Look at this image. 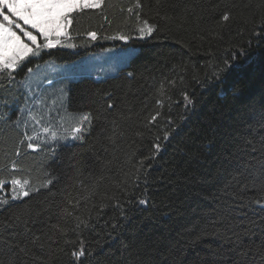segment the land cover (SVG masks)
Masks as SVG:
<instances>
[{"label":"trees","instance_id":"1","mask_svg":"<svg viewBox=\"0 0 264 264\" xmlns=\"http://www.w3.org/2000/svg\"><path fill=\"white\" fill-rule=\"evenodd\" d=\"M133 2L104 0L77 14L69 28L77 46L49 50L40 62L71 63L111 46L138 49L117 75L70 84L69 112L94 116L83 141L59 143L55 157L47 145L29 149L21 112L33 105L29 93L18 89L7 107L0 103V166L16 160L31 170L18 175L33 182L45 172L54 177L48 188L0 204V246L30 240L14 219L29 210L37 222L28 226L41 236L27 243V254L5 247L0 262L15 252L16 264H72L83 240L86 264H264V212L241 206L257 195L250 181L264 170V0H141L142 15L157 25L145 39L135 38L127 12ZM120 34L133 39L111 38ZM226 60L239 66L227 82L215 75ZM97 182L95 192L85 191ZM73 205L88 227L73 231L74 216L61 215ZM57 223L65 233L51 227Z\"/></svg>","mask_w":264,"mask_h":264},{"label":"snow or ice","instance_id":"2","mask_svg":"<svg viewBox=\"0 0 264 264\" xmlns=\"http://www.w3.org/2000/svg\"><path fill=\"white\" fill-rule=\"evenodd\" d=\"M104 3V0H0V103H3L5 107L9 104V99L12 92L23 89L25 93H29V100L35 106L36 111L25 105L21 112L27 113L28 120L34 122L35 125H40L42 131L46 135H50V144L48 151L55 157L57 155V147L60 141L71 140H84V134L88 133L92 129L93 113L89 111L81 112L78 115L69 114L67 117L59 116L57 120L58 127L52 123L53 117L52 107L46 102V96L44 92L40 90V83L37 80H33V65L35 68L40 67V62L44 60L46 55H49V50L60 48H75L77 45L74 43H65L64 40H71L69 35V28L73 24L74 16L82 14L86 9L100 8ZM123 10V9H122ZM127 12L130 14L131 19L134 20V31L137 33L136 39H145L152 36L157 31V25L153 22L150 23L148 18H145L143 13V5L141 0H134L132 5L127 8ZM159 15V13H157ZM223 21L230 19L229 15L222 16ZM89 35L95 39L96 33L91 32ZM112 39H119L121 41H129L133 39L131 34H120ZM111 51V50H109ZM137 56V52L134 48L123 50V52L116 57L120 63H127L133 60ZM237 71L239 66L233 69V66L226 60L224 67L215 72L217 78L225 76L229 70ZM27 73L28 76L22 81H17V76L22 73ZM131 75V74H129ZM49 85L53 84L50 78H46ZM225 82H227V76H225ZM235 94H239L235 89V85H231ZM4 93H9V96H5ZM61 96H64V90L61 89ZM187 99V97H185ZM57 100L53 99L51 105H56ZM161 106L163 101H159ZM62 104V101H61ZM111 104H108V108H112ZM159 116L156 115L150 117L149 122H154ZM264 119V118H262ZM66 120H70L71 123L66 126ZM44 121L48 126H44L41 122ZM17 124L20 123L18 119ZM27 127V122H25ZM38 133L34 135H28L24 133L25 139L29 141L27 147L29 149L36 150L39 145L33 144L31 141L38 138ZM167 136V134H166ZM24 143L23 140L20 141ZM157 150L160 149V145H155ZM15 155L20 156L19 149L16 150ZM142 163V162H141ZM8 167V172L4 174V168ZM30 169H26L16 160L11 161L10 167L8 165L0 166V192L5 193L3 198H0V204L8 205L11 201L21 200L25 197H29L33 193H37L41 188H48L53 184L54 177L51 173L45 172L46 177L43 181H35L28 176L23 175L21 178L19 174L30 172ZM139 180V177H136ZM97 183H93L86 186L85 191L90 194L95 192ZM252 188L258 187V193L254 199L249 201L247 206H258L261 212H264V170H262L258 176L254 177L250 181ZM249 183L243 185L245 190L249 189ZM79 203V201H77ZM140 205H146L147 200L141 199L138 201ZM116 207L122 208L119 202L116 203ZM75 205L70 209L69 207H63L61 209V215L67 217L74 216ZM123 214V213H122ZM38 218L41 213H35ZM24 217H27L25 219ZM31 211L22 212L16 214L14 219L17 223H22L24 227L23 235L29 237L30 240L26 241L24 246H21L20 242L13 244L11 241H4V246H0V252H4V248L7 247L11 252L13 248L19 249V252L27 254L29 249L27 243L31 242L36 245L40 241L41 236L37 235L31 227L29 222L35 224L37 220L31 219ZM76 225L73 231L80 229L81 226L88 227V221L81 219L80 216L75 215ZM61 233H65V229L60 226L59 223L51 225ZM250 234V233H245ZM110 235V234H109ZM238 241L242 244L243 241ZM66 243H73L72 241H66ZM79 248L72 250L70 255L72 257V264H86V249L84 247L83 240L79 241ZM40 248L44 245L40 244ZM261 252V259L264 261V244L258 249ZM17 253L13 252L12 256L5 262L0 264H16L15 256ZM241 256L246 253H240ZM36 259H40L37 257ZM210 264V262H209Z\"/></svg>","mask_w":264,"mask_h":264},{"label":"rangeland","instance_id":"3","mask_svg":"<svg viewBox=\"0 0 264 264\" xmlns=\"http://www.w3.org/2000/svg\"><path fill=\"white\" fill-rule=\"evenodd\" d=\"M72 40H64L65 43H72ZM121 41V40H120ZM123 43H127L125 41H121ZM60 48V47H58ZM134 48L131 46H111L105 49H102L98 52L90 53L84 58L71 62V63H60L56 60H47L44 63L40 64V67L33 70L35 74L32 79L35 81L39 80L40 90L44 92L46 96V102L49 106L52 107L51 115L55 117L52 123L58 127L57 120L59 116L67 117L69 114L75 116L78 114L70 113L67 106L68 101V88L70 84L78 79L80 76H89L95 77L96 79L107 78L111 76H115L118 72L126 67L130 61L127 63L118 62L116 57H118L123 50ZM73 49V48H67ZM138 53V49L134 48ZM111 50V51H109ZM46 78H50L53 81L52 85H49ZM61 89L64 90V96H61ZM31 95V94H29ZM53 99L57 100L56 105H51V101ZM62 101V104H61ZM33 111H36L34 105H32ZM59 113V116H57ZM25 122H27V127H25ZM44 126H48L44 121L41 122ZM70 120H66V126L70 124ZM23 129L27 132L28 135H34L38 133V138L31 141L33 144L39 145V148L43 145H47L49 148L50 144V135H46L43 133L40 125H35L34 122L28 120L27 113L25 114V118L23 120ZM80 142V140H67L60 141L59 143L69 144L72 142ZM29 142V141H28ZM38 148V149H39ZM33 150V149H32ZM37 150V149H36Z\"/></svg>","mask_w":264,"mask_h":264}]
</instances>
